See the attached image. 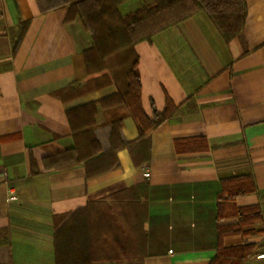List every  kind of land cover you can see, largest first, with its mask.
I'll return each instance as SVG.
<instances>
[{"label": "crops", "instance_id": "crops-1", "mask_svg": "<svg viewBox=\"0 0 264 264\" xmlns=\"http://www.w3.org/2000/svg\"><path fill=\"white\" fill-rule=\"evenodd\" d=\"M247 4L244 27L229 41L198 11L136 44L144 109L163 110L168 96L177 110L152 130L148 153L136 150L134 159L120 147L113 169L87 179L83 163L45 170L43 158L74 147L68 110L117 87L68 94L93 44L80 18L66 23V8L45 10L38 0H0V264H55L57 215L145 183L144 264H209L221 243H253L244 264H264L255 256L264 230V0ZM141 5L131 0L121 11ZM118 116L124 138H138L125 106L100 109L104 147ZM177 139L199 148L178 150ZM245 174L256 191L224 201L225 179ZM248 205L262 210L252 226L258 232L222 236L220 228L238 219L235 208Z\"/></svg>", "mask_w": 264, "mask_h": 264}, {"label": "trees", "instance_id": "trees-1", "mask_svg": "<svg viewBox=\"0 0 264 264\" xmlns=\"http://www.w3.org/2000/svg\"><path fill=\"white\" fill-rule=\"evenodd\" d=\"M131 0H38L45 10L66 8L64 22L80 18L93 44L82 51L85 72L67 86L68 94H79L105 85H115L111 95L67 111L74 147L43 158L45 170L83 163L86 178L101 175L117 165L116 150L128 147L135 151L150 150L153 129L167 121L177 110L166 96L165 107L149 115L143 107L139 55L135 46L143 40L177 24L198 11H205L226 40L238 35L245 24L247 0H141L142 5L123 13L121 7ZM28 21L20 25L21 40ZM15 44V45H16ZM70 92V93H69ZM125 106L137 125L138 138L128 141L122 133V116L111 120L108 147L96 134L100 109ZM176 140V148H199L189 139ZM206 146V143H205ZM184 149V150H185ZM39 171L35 161L31 173ZM229 193L224 201L256 191L250 175L225 179ZM147 184H137L57 215L53 230L55 264H144L147 257L143 202ZM225 188V189H226ZM235 223L220 228V234L249 235L258 230L252 226L262 218L258 205L236 207ZM253 243L226 246L220 244L209 264H244L255 251Z\"/></svg>", "mask_w": 264, "mask_h": 264}, {"label": "built area", "instance_id": "built-area-1", "mask_svg": "<svg viewBox=\"0 0 264 264\" xmlns=\"http://www.w3.org/2000/svg\"><path fill=\"white\" fill-rule=\"evenodd\" d=\"M146 174H148V173H146ZM14 198H15V196H10V199H14ZM255 256L264 261V230H263V240H262L260 250L255 253Z\"/></svg>", "mask_w": 264, "mask_h": 264}]
</instances>
